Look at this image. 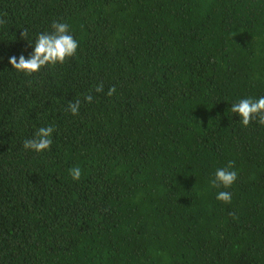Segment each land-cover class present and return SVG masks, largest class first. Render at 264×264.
Instances as JSON below:
<instances>
[{
	"label": "trees",
	"instance_id": "obj_1",
	"mask_svg": "<svg viewBox=\"0 0 264 264\" xmlns=\"http://www.w3.org/2000/svg\"><path fill=\"white\" fill-rule=\"evenodd\" d=\"M61 21L74 56L8 63ZM259 95L264 0H0V264H264V125L231 111Z\"/></svg>",
	"mask_w": 264,
	"mask_h": 264
},
{
	"label": "clouds",
	"instance_id": "obj_2",
	"mask_svg": "<svg viewBox=\"0 0 264 264\" xmlns=\"http://www.w3.org/2000/svg\"><path fill=\"white\" fill-rule=\"evenodd\" d=\"M52 31L39 33L32 47V51L25 57L24 54L9 57L8 63L18 71L31 74L38 72L43 66L49 64L63 63L66 58L76 54L79 42L71 34V27L65 22H53ZM25 35V33H22ZM102 90V86H97L96 91ZM115 89H111V92ZM85 100L91 102L92 97L86 96ZM69 110L73 115L79 111V101L69 104ZM231 111L239 116L240 122L247 127L250 122L255 121L264 125V95L257 97H243L231 104ZM54 128L52 126L40 127L36 130L33 138L25 139L23 148L36 153L48 150L53 143L52 134ZM70 176L73 180L81 178L80 167L70 169ZM238 172L232 169L231 163L223 168H217L214 178L210 180L212 188H230L237 180ZM216 199L225 203L231 202L232 193L230 191H218Z\"/></svg>",
	"mask_w": 264,
	"mask_h": 264
}]
</instances>
